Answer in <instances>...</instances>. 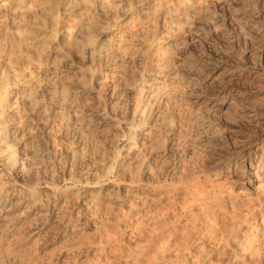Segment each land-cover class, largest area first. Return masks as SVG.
<instances>
[{
    "label": "rangeland",
    "instance_id": "rangeland-1",
    "mask_svg": "<svg viewBox=\"0 0 264 264\" xmlns=\"http://www.w3.org/2000/svg\"><path fill=\"white\" fill-rule=\"evenodd\" d=\"M0 264H264V0H0Z\"/></svg>",
    "mask_w": 264,
    "mask_h": 264
}]
</instances>
